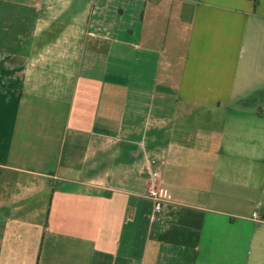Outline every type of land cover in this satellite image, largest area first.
<instances>
[{
    "label": "crops",
    "instance_id": "0c3cea01",
    "mask_svg": "<svg viewBox=\"0 0 264 264\" xmlns=\"http://www.w3.org/2000/svg\"><path fill=\"white\" fill-rule=\"evenodd\" d=\"M0 264H264V0H0Z\"/></svg>",
    "mask_w": 264,
    "mask_h": 264
},
{
    "label": "built area",
    "instance_id": "2783aa9c",
    "mask_svg": "<svg viewBox=\"0 0 264 264\" xmlns=\"http://www.w3.org/2000/svg\"><path fill=\"white\" fill-rule=\"evenodd\" d=\"M147 195L154 201V209L155 211L160 210L162 206V199L158 193V190L155 187H151L148 189ZM254 218H258L257 214L253 213Z\"/></svg>",
    "mask_w": 264,
    "mask_h": 264
}]
</instances>
